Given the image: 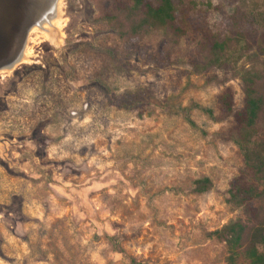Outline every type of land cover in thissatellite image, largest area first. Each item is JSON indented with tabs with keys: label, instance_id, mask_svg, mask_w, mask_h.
Here are the masks:
<instances>
[{
	"label": "rangeland",
	"instance_id": "obj_1",
	"mask_svg": "<svg viewBox=\"0 0 264 264\" xmlns=\"http://www.w3.org/2000/svg\"><path fill=\"white\" fill-rule=\"evenodd\" d=\"M192 1L221 33L235 5L264 16V0ZM57 15L0 69V264H228L209 233L243 217L227 198L244 158L219 101L231 87L241 108L240 80L197 73L192 43L128 49L95 0H60ZM85 46L117 49L127 68ZM137 90L147 102L110 100ZM204 177L212 187L194 191Z\"/></svg>",
	"mask_w": 264,
	"mask_h": 264
},
{
	"label": "trees",
	"instance_id": "obj_2",
	"mask_svg": "<svg viewBox=\"0 0 264 264\" xmlns=\"http://www.w3.org/2000/svg\"><path fill=\"white\" fill-rule=\"evenodd\" d=\"M95 1L100 14L97 21L110 26L128 49L133 42L142 43L153 36L176 53L182 51L183 43H192L203 53L201 60H190L197 73L212 71L208 80L217 83L240 80L241 108H234L231 87L223 90L219 101L223 117H231L234 122L230 137L244 158L243 169L229 181L227 198L243 217L211 231L209 236L225 243L228 264H264V137L258 136V130H264V16L247 13L235 5L227 31L221 33L210 27L206 13L192 0ZM227 1L231 5L237 2ZM87 51L100 60L110 59L118 72L127 68L117 49L85 46L79 52ZM104 74L100 70L89 76L103 82ZM146 97L144 90H137L111 96L110 100L129 109L147 102ZM194 184L196 192L212 187L209 177L197 179Z\"/></svg>",
	"mask_w": 264,
	"mask_h": 264
},
{
	"label": "water",
	"instance_id": "obj_3",
	"mask_svg": "<svg viewBox=\"0 0 264 264\" xmlns=\"http://www.w3.org/2000/svg\"><path fill=\"white\" fill-rule=\"evenodd\" d=\"M59 0H0V69L19 62L30 31L52 19Z\"/></svg>",
	"mask_w": 264,
	"mask_h": 264
},
{
	"label": "crops",
	"instance_id": "obj_4",
	"mask_svg": "<svg viewBox=\"0 0 264 264\" xmlns=\"http://www.w3.org/2000/svg\"><path fill=\"white\" fill-rule=\"evenodd\" d=\"M59 3H60V0H59L58 5H57V10H56V14H55V16H54L52 19L43 22V25H47V24L52 25V24H55V21H56V20H58V15H57V14H58V6H59ZM36 27H41V26H35L31 31H33ZM31 31H30V32H31Z\"/></svg>",
	"mask_w": 264,
	"mask_h": 264
}]
</instances>
